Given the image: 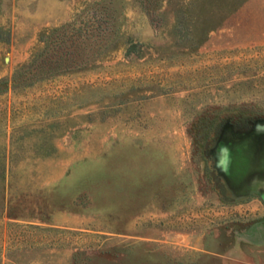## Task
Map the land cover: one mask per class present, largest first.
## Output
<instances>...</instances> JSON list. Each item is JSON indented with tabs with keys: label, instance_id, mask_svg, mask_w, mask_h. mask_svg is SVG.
Returning a JSON list of instances; mask_svg holds the SVG:
<instances>
[{
	"label": "rangeland",
	"instance_id": "374dc122",
	"mask_svg": "<svg viewBox=\"0 0 264 264\" xmlns=\"http://www.w3.org/2000/svg\"><path fill=\"white\" fill-rule=\"evenodd\" d=\"M0 264H264V0H0Z\"/></svg>",
	"mask_w": 264,
	"mask_h": 264
},
{
	"label": "trees",
	"instance_id": "16d2710c",
	"mask_svg": "<svg viewBox=\"0 0 264 264\" xmlns=\"http://www.w3.org/2000/svg\"><path fill=\"white\" fill-rule=\"evenodd\" d=\"M60 31H61V29H53L52 32H51V37L52 36H55V34L59 33ZM37 67L39 68V62L38 61H35L32 64V68H30L28 71H26L25 74H29L30 76H32L31 75V73H32L31 71H37ZM33 86L34 85L32 84V85H29L28 87H33ZM85 88L86 87H81L80 89H78V92L79 93H77V94H79V95H76V96H73V97L63 96V95H59V96L53 95V96H51V98L49 100L53 104L54 107H58L59 106L61 108L62 105H66V104L67 105L68 104L69 105H77L78 104V101H80L82 99V97H83V92H84ZM133 89H134V84H132L130 86V89L129 90L131 91Z\"/></svg>",
	"mask_w": 264,
	"mask_h": 264
}]
</instances>
